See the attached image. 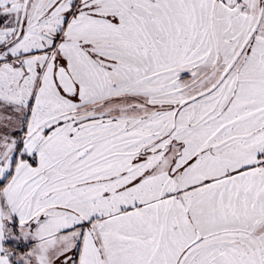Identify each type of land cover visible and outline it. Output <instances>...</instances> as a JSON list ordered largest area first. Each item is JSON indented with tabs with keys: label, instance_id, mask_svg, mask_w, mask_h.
Returning a JSON list of instances; mask_svg holds the SVG:
<instances>
[{
	"label": "snow or ice",
	"instance_id": "obj_1",
	"mask_svg": "<svg viewBox=\"0 0 264 264\" xmlns=\"http://www.w3.org/2000/svg\"><path fill=\"white\" fill-rule=\"evenodd\" d=\"M0 264H264V0H0Z\"/></svg>",
	"mask_w": 264,
	"mask_h": 264
}]
</instances>
